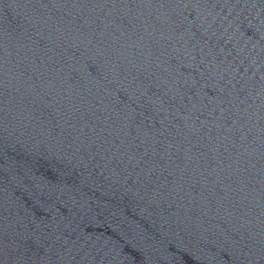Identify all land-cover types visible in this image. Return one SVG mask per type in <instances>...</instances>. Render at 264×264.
Here are the masks:
<instances>
[{
	"label": "water",
	"instance_id": "95a60500",
	"mask_svg": "<svg viewBox=\"0 0 264 264\" xmlns=\"http://www.w3.org/2000/svg\"><path fill=\"white\" fill-rule=\"evenodd\" d=\"M0 264H264V0H0Z\"/></svg>",
	"mask_w": 264,
	"mask_h": 264
}]
</instances>
